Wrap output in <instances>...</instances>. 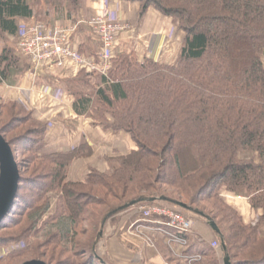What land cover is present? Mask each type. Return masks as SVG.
<instances>
[{
    "label": "trees",
    "instance_id": "16d2710c",
    "mask_svg": "<svg viewBox=\"0 0 264 264\" xmlns=\"http://www.w3.org/2000/svg\"><path fill=\"white\" fill-rule=\"evenodd\" d=\"M86 1L0 0V84L17 85L34 67L20 54L21 25L77 22ZM122 1L139 3L140 17L154 7L184 32L177 62H140L133 53L113 51L107 75L82 72L63 83L79 113L105 130L126 132L137 149L110 160L109 172L92 170L72 181L73 163L92 149L84 144L48 154L47 124L18 102L1 101L0 119L9 122L0 132L17 162L16 151L29 157L34 174L21 173L16 199L0 222V232H8L0 248L16 247L0 264L46 249L53 261L61 258L57 264H106L97 252L104 226L133 203L213 221L222 258L264 264V0ZM238 197L263 211L253 225L237 211ZM205 200L216 208H203ZM187 239L186 254L203 257L198 264H221L202 237ZM166 250L170 264H188Z\"/></svg>",
    "mask_w": 264,
    "mask_h": 264
},
{
    "label": "crops",
    "instance_id": "0c3cea01",
    "mask_svg": "<svg viewBox=\"0 0 264 264\" xmlns=\"http://www.w3.org/2000/svg\"><path fill=\"white\" fill-rule=\"evenodd\" d=\"M104 1L87 0L80 10L77 22H58L50 25L78 24V29L71 38L72 43L80 54L95 62H100L102 44L86 22L103 13ZM107 1L109 9L119 13L122 25L125 26V30L117 34L115 55L133 53L140 62L147 58L166 65L177 62L185 34L171 19L154 7L149 8L146 14L140 17L139 3ZM11 40L15 41V37ZM82 72L92 74L86 70H76L74 67H51L44 69L38 76L37 69L32 68L17 85L0 84V102L16 101L28 111H32L38 120L47 124L48 154L69 152L84 144L92 149L90 155L73 163L69 178L75 182L83 181L92 170L111 171L110 160L126 156L137 149L126 132L105 130L103 126L96 125L92 117L77 111L76 99L69 93L63 80L75 79ZM50 89L60 90L63 93L62 99H55L49 94ZM237 199V211L246 223L253 225L263 211L251 209L245 199ZM138 220L139 216L125 211L106 222L97 246L98 256L106 264H170L164 253L167 251L166 240L155 225L142 223L146 228L145 232L155 240V248L146 246L140 238L131 234L129 228ZM195 222L200 227L193 230L192 234L208 237L211 230L206 223L202 220ZM212 239L217 241L213 233Z\"/></svg>",
    "mask_w": 264,
    "mask_h": 264
},
{
    "label": "built area",
    "instance_id": "2783aa9c",
    "mask_svg": "<svg viewBox=\"0 0 264 264\" xmlns=\"http://www.w3.org/2000/svg\"><path fill=\"white\" fill-rule=\"evenodd\" d=\"M104 4L103 13L86 22L102 44L100 62L91 61L81 55L73 45L71 38L77 31L78 24L70 26H49L42 23L21 25L18 34L20 54L33 62L34 70L38 67H44V69L74 67L76 70L107 75L111 67L110 61L117 34L124 31L125 26L122 25L119 13L109 9L107 0ZM50 90L49 94L55 99H62L63 93L60 90ZM127 211L139 216V220L131 224L129 231L140 238L146 246L155 248L156 243L152 236L145 232L146 228L142 223L153 224L157 227V231L165 238L175 258L185 260L188 264H198L203 260L200 255L186 254L190 245L187 236L192 235L194 221L180 211L157 204L136 205ZM212 247L216 249L220 246L215 242Z\"/></svg>",
    "mask_w": 264,
    "mask_h": 264
},
{
    "label": "water",
    "instance_id": "95a60500",
    "mask_svg": "<svg viewBox=\"0 0 264 264\" xmlns=\"http://www.w3.org/2000/svg\"><path fill=\"white\" fill-rule=\"evenodd\" d=\"M44 71V67L37 68V74L40 76ZM20 172L16 163L10 144L4 139L0 132V222L9 213L16 199L19 189ZM132 205H135L133 203ZM180 207L187 206L180 204ZM211 229L220 234V229L215 222H210ZM24 264H46L40 260H33ZM223 264H232L229 256L225 257Z\"/></svg>",
    "mask_w": 264,
    "mask_h": 264
},
{
    "label": "rangeland",
    "instance_id": "374dc122",
    "mask_svg": "<svg viewBox=\"0 0 264 264\" xmlns=\"http://www.w3.org/2000/svg\"><path fill=\"white\" fill-rule=\"evenodd\" d=\"M8 122H9V119L7 118V117H3L2 119H0V127H3L5 124L7 125L8 124ZM25 129V127H23V128H21L20 130H15V131H12V132H10V133H8L9 135L8 136H6L7 137V139H9V140H11V141H13V139H15V138H17L20 134H22L23 133V130ZM22 130V131H21ZM2 135V134H1ZM3 136V135H2ZM5 139V138H4ZM16 143H18L17 141H16ZM21 146L22 145H17V147H16V149L18 150L19 149V151H21L20 150V148H21ZM12 148V147H11ZM12 151H13V149H12ZM16 155H17V157H18V161L19 162H17V160H16V157H15V154H14V152H13V154H14V157H15V160H16V163L18 164V167H19V172H20V175H21V173L23 174V176H30L31 174H34L33 173V166L32 167H29L28 165H29V161H28V156L27 157H25L24 155H23V153H22V155H18V151H16ZM21 166V169H20V166ZM26 167H28L29 169L28 170H26L25 168ZM22 194H24L26 197H28V199H31L32 198V196H31V192L28 190V189H23L22 190ZM33 194V193H32ZM238 198H241V197H238ZM111 202H115L113 199H109ZM20 204L21 205H23V201L22 200H20ZM137 205V204H136ZM136 205H133V206H136ZM133 206H131V207H133ZM201 206L203 207V208H207V209H209V208H216V206H215V204H214V201H207V200H205L204 202H202V204H201ZM130 209V208H129ZM129 209H127V210H129ZM172 209H175V208H172ZM126 210V211H127ZM176 210H178V211H180L183 215H185L181 210H179V209H176ZM210 210V209H209ZM125 212V211H124ZM213 214H215V212L213 213ZM217 214V213H216ZM215 214V215H216ZM195 218V217H194ZM198 222V221H197ZM197 222H195L194 221V227H193V230L195 231V229H197V228H199L200 227V225L197 223ZM203 222V221H202ZM206 225L209 227V229L211 230L210 231V235L208 236V237H205V238H203L207 243H209L211 246H212V244L213 243H215V242H217L218 244H219V248H214L216 251H217V253L219 254V256H220V259H221V264H223V261H224V259H225V257L224 258H222V247H221V243H220V241H215L214 239H212V233H213V231H212V229H211V227H210V225H208V223H206ZM6 233H8V232H0V236H1V234H6ZM194 236L196 235L197 236V234H193ZM201 237V236H200ZM166 243V242H165ZM166 246H167V248L170 250V248H169V246L166 244ZM13 248H16V247H14V245H11V246H9V247H6V248H0V259H2L3 261H4V263L5 262H7L6 261V259H7V256L9 255V253L10 252H12V250H13ZM49 250L50 249H46V250H44V251H39V253L38 254H41V255H39V256H33V255H28L27 257H25V258H21V259H19V261H17L19 264H24V263H26V262H29V261H33V260H40V261H43V262H45L46 264H57L58 263V261H60V259H58V261H56V260H52L51 259V256L49 255V254H47V253H49ZM41 252H43V253H41ZM172 253V252H171ZM15 263V262H12V263H10V264H18V263ZM173 264V263H172Z\"/></svg>",
    "mask_w": 264,
    "mask_h": 264
},
{
    "label": "bare ground",
    "instance_id": "6f19581e",
    "mask_svg": "<svg viewBox=\"0 0 264 264\" xmlns=\"http://www.w3.org/2000/svg\"><path fill=\"white\" fill-rule=\"evenodd\" d=\"M34 68V67H33ZM131 206H133V205H131ZM195 256V255H194Z\"/></svg>",
    "mask_w": 264,
    "mask_h": 264
}]
</instances>
